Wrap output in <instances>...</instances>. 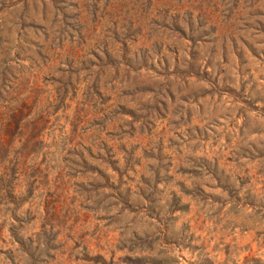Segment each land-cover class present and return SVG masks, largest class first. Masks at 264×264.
Segmentation results:
<instances>
[{"label": "rangeland", "instance_id": "374dc122", "mask_svg": "<svg viewBox=\"0 0 264 264\" xmlns=\"http://www.w3.org/2000/svg\"><path fill=\"white\" fill-rule=\"evenodd\" d=\"M0 105V264L264 263V0H0Z\"/></svg>", "mask_w": 264, "mask_h": 264}, {"label": "trees", "instance_id": "16d2710c", "mask_svg": "<svg viewBox=\"0 0 264 264\" xmlns=\"http://www.w3.org/2000/svg\"><path fill=\"white\" fill-rule=\"evenodd\" d=\"M10 110L11 112L8 114V118H7L8 121L6 119V123H5L4 118L0 119V126L6 128V132H8L9 134L15 135L17 134L18 130L21 128V121L23 120V118H25L26 115L17 107H13ZM34 129L38 130L36 129V127H34ZM1 147H3V143L0 142V150ZM22 160L23 159H21V157L19 156L6 158L3 155V153L0 154V186L1 187L5 186L8 187L10 190L14 191L16 180L18 178L16 176L18 174L20 167L24 164ZM7 172H10L11 175L10 178H7ZM12 202L16 203V200ZM200 248L201 250L204 249L203 246H201ZM194 264H226V259L223 262L216 261L214 259H211V257H209L207 253H203V256L201 257L200 261ZM233 264H237V263L233 262ZM242 264H264V263L259 258L253 256H245Z\"/></svg>", "mask_w": 264, "mask_h": 264}]
</instances>
